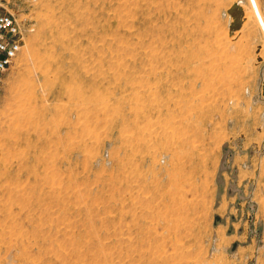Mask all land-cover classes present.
I'll list each match as a JSON object with an SVG mask.
<instances>
[{"label": "rangeland", "instance_id": "1", "mask_svg": "<svg viewBox=\"0 0 264 264\" xmlns=\"http://www.w3.org/2000/svg\"><path fill=\"white\" fill-rule=\"evenodd\" d=\"M0 2V264H264V0Z\"/></svg>", "mask_w": 264, "mask_h": 264}, {"label": "built area", "instance_id": "2", "mask_svg": "<svg viewBox=\"0 0 264 264\" xmlns=\"http://www.w3.org/2000/svg\"><path fill=\"white\" fill-rule=\"evenodd\" d=\"M23 45L20 23L0 2V90L5 75L18 58Z\"/></svg>", "mask_w": 264, "mask_h": 264}, {"label": "water", "instance_id": "3", "mask_svg": "<svg viewBox=\"0 0 264 264\" xmlns=\"http://www.w3.org/2000/svg\"><path fill=\"white\" fill-rule=\"evenodd\" d=\"M237 7L238 6L236 4H234L231 7V9L229 10V12L233 16V20H234L230 26V31L237 30L240 27V20H239L240 15L234 12V10H236ZM261 94H262V96H264V81H263L262 87H261Z\"/></svg>", "mask_w": 264, "mask_h": 264}, {"label": "bare ground", "instance_id": "4", "mask_svg": "<svg viewBox=\"0 0 264 264\" xmlns=\"http://www.w3.org/2000/svg\"><path fill=\"white\" fill-rule=\"evenodd\" d=\"M25 120V119H24Z\"/></svg>", "mask_w": 264, "mask_h": 264}]
</instances>
